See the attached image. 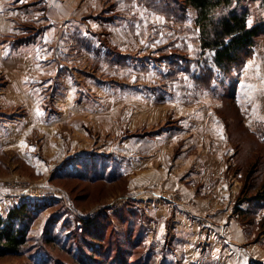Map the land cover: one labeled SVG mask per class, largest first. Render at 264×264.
I'll list each match as a JSON object with an SVG mask.
<instances>
[{"label":"rangeland","instance_id":"374dc122","mask_svg":"<svg viewBox=\"0 0 264 264\" xmlns=\"http://www.w3.org/2000/svg\"><path fill=\"white\" fill-rule=\"evenodd\" d=\"M262 1L241 0L250 25L264 21ZM64 2L78 20L47 27L44 0L39 22L20 25L25 34L17 31L11 42L30 45L44 31L34 75L18 67L34 93L20 90L25 80H12L10 66H0V215L24 203L32 210L25 246L0 264H169V254L178 257L190 236L178 226L179 209L156 198L181 206L201 199L204 190L191 188L188 178L206 151L217 152L200 131L218 107L232 146L227 172L238 187L233 214L248 242H257L264 208L244 216L237 207L263 191L245 186L252 170L263 171L264 180V35L245 66L229 75L215 64L214 51L201 48L193 8L179 18L142 0ZM206 68L215 74L210 87L196 79ZM239 79L246 83L235 99ZM154 167L166 176L154 181ZM173 179L181 187L159 184ZM260 247L252 261L264 262ZM199 248L206 256L210 245Z\"/></svg>","mask_w":264,"mask_h":264},{"label":"crops","instance_id":"0c3cea01","mask_svg":"<svg viewBox=\"0 0 264 264\" xmlns=\"http://www.w3.org/2000/svg\"><path fill=\"white\" fill-rule=\"evenodd\" d=\"M47 1L49 4V19L45 20V22L47 23V27L54 26L53 24H51V22L56 25L61 23L59 20H62L63 23L64 20H66V22L71 20L74 21V19L78 20L76 17H78L79 15L75 16L74 14L70 13L71 10H73L71 6L72 4L67 3L68 5H66V3L64 2L69 0ZM42 4H44V0H0V40H2L6 35H9V37H11L8 38L6 36L8 39H4L8 41V43L5 47H3L2 54L6 55H4V57L0 56V66L4 63L6 64V66H14V68H17V70L14 72L15 74H12L9 71L10 67H6V70L7 72H9V77H12V80L16 82H23V80H25L24 86L22 85L23 88H20V90H23L24 93L27 94H32L33 91L32 89H30V87L26 86V82L28 79L27 76L34 73L32 66L36 65L34 64V61L36 62L37 60L35 59L36 54H34V51L37 50V52H39L41 49L42 53H44V31L36 39V41H33V43L30 45H21L19 47H13L11 45V42L13 40V37L17 36V31L19 32L18 34H25L18 30L22 28H20V25H25L30 22H34L33 24L39 22V20L41 19L40 15L42 14L40 13V7ZM26 5L28 6V9H23V7ZM59 10H68L67 13L69 14H65L64 12L59 13ZM36 14L39 15L35 16ZM56 16L66 17H64L65 19L58 18L57 20ZM42 26L44 29V23ZM89 29L90 28L86 26L84 28V31L86 32L88 30V32H90L91 30L89 31ZM84 35H87V33H85ZM10 49L12 52H9ZM31 53H33L34 56H32ZM6 57H9V61L6 60ZM23 65L27 66L25 72H30L27 76L23 75V68H18L19 66ZM245 69H247V67ZM57 71L58 69H56L55 73H57ZM241 74L243 73H240V76H242ZM242 82L246 83V81H243L241 79L235 85V99L239 98V93L243 88ZM247 86L250 85L247 84L246 87ZM14 87L18 88L19 83H16V86ZM217 109L219 110L221 109V107H218ZM218 110L215 111L213 114H210L212 118L211 120H208L209 117L205 119V124L202 127V130L200 131L201 133H203L204 136L206 135V143L213 145V150H217V152L215 151L214 153L209 155L210 152L207 153L206 151V153L204 154L207 155H204L200 158L201 161H204L205 163H199L197 161L193 165V170L189 175L190 177L188 178L191 182V188H201L204 190L201 199L197 200L196 205L191 204L181 206L170 204L171 202L173 203V201L172 199L169 200L168 197H166L167 199L156 198V201H160L158 202L160 205L169 203V206H176L179 209L178 226L182 227V233H184V235L188 237L190 236V238L186 242V247L181 250V254H179L180 256L178 255L179 258L175 253L169 254V264L173 261L179 262L181 258L184 259V264H250L252 260L257 259L256 247L258 246L259 249H261L260 246H264V234H260L259 240L255 242L256 244L248 242L249 239L247 237L246 232L242 228L240 222L237 220V216L233 214V208L238 193V187L236 185L232 186V180H235V178L233 177L234 175L230 176V172H227L228 168L225 162V155L230 156L232 153V146H230L231 139L229 135V127L224 118L219 115ZM260 121L264 123V117L263 120L260 119ZM245 124L248 128H250L252 134L254 133V135L258 136L255 127L252 129L248 126L246 122ZM262 134L263 135L260 134L262 136V138L260 137V141L264 144V130ZM143 175L146 174L143 173ZM151 176L154 178V181H157L160 180V178H164L166 175L164 172L154 167L152 169ZM142 177L139 176V179L141 182H143V185H145L146 177ZM165 182L162 180L159 184L166 188H171L172 186H176L177 188H179L182 185L178 180H176L175 182L174 179L169 180L167 184ZM185 188L189 187L185 185ZM249 207V202L242 203V205H240V208L242 209H248ZM250 235L252 236L255 234ZM201 243L202 245H210V248H207L208 254L206 256L202 255L203 249L199 248ZM262 260H264V258H262Z\"/></svg>","mask_w":264,"mask_h":264},{"label":"trees","instance_id":"16d2710c","mask_svg":"<svg viewBox=\"0 0 264 264\" xmlns=\"http://www.w3.org/2000/svg\"><path fill=\"white\" fill-rule=\"evenodd\" d=\"M162 11L167 9L169 16L183 18L186 9L197 11L196 23L200 27L201 48L214 51L215 64L226 74H233L235 70L243 68L246 60L251 56L258 38L264 35V21L250 25L251 13L248 8L239 9L241 0H142ZM180 1H184L181 6ZM237 2L236 7L227 10ZM264 7V0L262 1ZM219 10H221L219 12ZM225 10L227 12H225ZM214 72L206 68L196 79L205 87H210L215 81ZM256 171V170H255ZM252 170L248 174L250 183L245 188H257L263 191L249 199L248 209L237 207L240 215H255L260 208H264V180L263 171L257 176ZM31 205L22 204L0 215V257L19 255L27 242V230L31 221ZM91 224V221H89ZM264 227V220L262 221ZM250 264H264L252 261Z\"/></svg>","mask_w":264,"mask_h":264},{"label":"snow or ice","instance_id":"6c2138e0","mask_svg":"<svg viewBox=\"0 0 264 264\" xmlns=\"http://www.w3.org/2000/svg\"><path fill=\"white\" fill-rule=\"evenodd\" d=\"M33 151H34V149H33Z\"/></svg>","mask_w":264,"mask_h":264}]
</instances>
